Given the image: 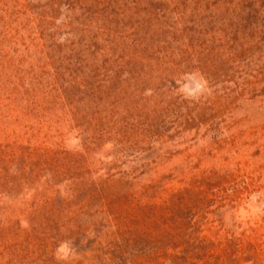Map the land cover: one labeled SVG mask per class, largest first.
I'll return each instance as SVG.
<instances>
[{
    "label": "rangeland",
    "instance_id": "1",
    "mask_svg": "<svg viewBox=\"0 0 264 264\" xmlns=\"http://www.w3.org/2000/svg\"><path fill=\"white\" fill-rule=\"evenodd\" d=\"M0 264H264V0H0Z\"/></svg>",
    "mask_w": 264,
    "mask_h": 264
}]
</instances>
